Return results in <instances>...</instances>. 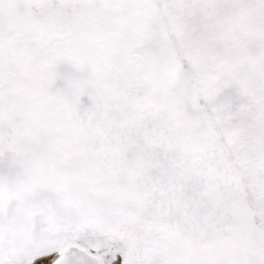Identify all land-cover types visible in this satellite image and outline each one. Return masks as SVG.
<instances>
[{
    "label": "snow or ice",
    "instance_id": "obj_1",
    "mask_svg": "<svg viewBox=\"0 0 264 264\" xmlns=\"http://www.w3.org/2000/svg\"><path fill=\"white\" fill-rule=\"evenodd\" d=\"M0 264H264V0H0Z\"/></svg>",
    "mask_w": 264,
    "mask_h": 264
}]
</instances>
